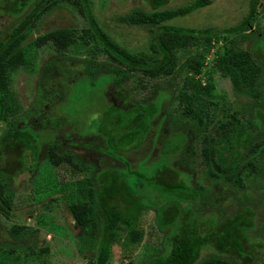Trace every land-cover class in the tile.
Returning <instances> with one entry per match:
<instances>
[{
    "label": "trees",
    "instance_id": "16d2710c",
    "mask_svg": "<svg viewBox=\"0 0 264 264\" xmlns=\"http://www.w3.org/2000/svg\"><path fill=\"white\" fill-rule=\"evenodd\" d=\"M212 2L196 0L192 6L172 9L168 7L169 0H146L147 8H136L120 20L148 33V46L134 52L113 41L96 20L90 0L4 1L2 9L5 20H9L7 26L18 22L9 36L0 40V128L5 126L0 139V213L4 217L12 215L17 178L35 173L43 156L53 167L69 166L75 173L83 172L84 163L69 150L76 144L71 141L67 144L63 138L93 136L100 138L103 146L89 143L84 147L120 162L123 168L107 162L102 166L94 165L88 179L82 181L86 187L81 188V197L88 200L72 202L69 206L75 224L82 231L83 247H90L95 254L90 257L89 264H109L116 244L120 243L124 251L139 245L143 240L139 220L147 209L156 211L158 226L167 234L163 251L150 255L143 264H239L241 260L249 264L255 261L253 252L260 255L264 237L262 233L251 235L256 228L254 209L246 204L242 212L228 214L224 209L225 201L216 203L212 195L203 196L202 189L175 180L174 173H180V170L173 164L186 163L190 158L180 160L178 157L187 141L182 132L177 131L169 137L159 165L166 162L154 173L149 168L138 171L137 165L128 159L144 148L155 120L162 117L163 125L172 118L169 109L172 111V105L177 103L175 111L180 113L181 120L191 122L190 126L196 128L194 135L202 137L201 160L210 178L225 180L233 187H244L245 178L256 176L260 186L264 187L263 108L256 104L245 105L242 111L248 112L247 123L237 125L223 137L219 132L216 137L210 132V128L223 123L220 120L214 124L219 107L211 101L215 91L214 73L230 77L235 90L249 88L253 98L257 97L256 101L261 102L260 93L254 86L260 76V65L254 52L264 51V37H253L252 53L227 47L224 54L214 59V69L205 73V79L201 78L207 67L210 45L206 47L205 55L188 54L181 64L178 57L179 52L188 51L193 44L204 40L211 44L215 36L225 41L227 35L250 32L262 0H254L241 23L227 31H195L172 25L173 21L188 17ZM64 4L76 9L85 18L87 26L82 31L73 27L55 29L36 39L35 49L52 43L59 56L42 70V85L46 88L43 98L33 105L34 110L23 111L11 89V77L21 69L32 73L35 49L31 51L34 46L29 48L25 43L39 21ZM2 31L5 26L0 28ZM71 50L81 57L69 56ZM99 56L102 61L97 59ZM183 72H188L189 77L178 87L176 79ZM58 76L62 78L58 79ZM143 78L168 79L167 87L157 89L153 98L128 108L117 107L109 101L110 85L130 81L140 84ZM94 100L98 102L95 106ZM102 103L106 105L104 111V106L99 107ZM47 105L56 108L55 115H43ZM38 107L40 111L35 114ZM35 117H41L38 123L34 122ZM88 118L90 130L84 124ZM159 134L156 133L154 143ZM27 153L33 157L32 169L27 166ZM147 161L144 160L141 166H148ZM167 162L169 168H165ZM185 173L192 179L193 173ZM149 175L153 178L149 179ZM152 190L158 199L164 193L169 194V202L161 199L160 205L150 204L148 199L152 201ZM203 205L212 208L207 212ZM173 209L176 212H172ZM168 213H173V217L169 218ZM204 225L208 230L201 228ZM24 230L25 227L14 226L9 236L17 238ZM208 247L214 251L205 254ZM39 250V254L49 255V248ZM33 255L29 254L27 260ZM14 257L16 262L20 260L14 251H6L0 246V264H8Z\"/></svg>",
    "mask_w": 264,
    "mask_h": 264
},
{
    "label": "rangeland",
    "instance_id": "374dc122",
    "mask_svg": "<svg viewBox=\"0 0 264 264\" xmlns=\"http://www.w3.org/2000/svg\"><path fill=\"white\" fill-rule=\"evenodd\" d=\"M4 1L0 0V28L5 26V31L0 32V40L6 39L10 31L18 24L17 22L15 25L7 26L9 20L7 18L5 20V10L2 9ZM90 1L92 2V9L96 20L110 34L113 41L134 52L143 50L148 46L150 38L146 31L130 27L120 22L122 17L130 14L134 9L147 8L148 3H146V0ZM212 1L210 6L198 9L188 17L177 19L172 22V25L190 28L195 31H227L241 23L249 13L250 5L254 0ZM105 2H108V4L105 5ZM195 2L196 0H169L168 7L179 9L192 6ZM86 26L87 22L85 18L72 6L64 4L55 13L47 15L39 21L34 29H32L29 35L30 37L25 44L29 48L34 46L31 49L33 51L35 49L36 39L52 30L73 27L82 31V28ZM253 37H264V0L260 2L257 17L252 24L250 32L227 35L225 41H221L215 36L212 38L211 44L205 40L199 42L200 44H193L188 48V51L179 52L180 64L188 54L205 55L207 51L206 47L210 45L211 48L206 59L207 67L204 71V76L201 78L205 79V73H210L214 69V59L219 54H224L227 47H233L236 51L252 53L254 46ZM36 49L32 52V55L36 59V64L34 63L33 70H31L32 73L21 69L11 77V89L16 94L15 97L18 99L22 110H34L33 105H36L41 97L43 98V93L46 91V88L42 85V70L48 63L59 56L52 43H48L41 48L37 47ZM254 54L258 66L260 65V76L254 86L260 93L259 98L261 102L256 101L257 97L253 98L252 91L249 88H244L242 91L235 90L230 77L224 76L219 72L214 73L213 82L215 84V91L212 94L213 99L211 101L217 104V106L219 105L215 112L214 124H218L217 122L220 120L223 123L217 125L219 130L217 127L210 128L211 135L216 137V134L219 132L220 136L223 137L231 133L237 125L247 123L248 112L242 111L245 105L256 104L264 110V51L259 54L254 52ZM69 56L77 57L80 55H77L75 51L71 50ZM97 59L99 61L103 60L101 56ZM188 77V72L181 73L176 79L178 87H181ZM61 78L62 76H58V79ZM167 82L168 79L153 81L143 78L140 84L130 81L110 85L108 93L109 101L117 107L128 108L138 102L153 98L157 89L167 87ZM96 94L99 95V93ZM96 104L98 102L94 100L93 105L95 106ZM103 106L104 103L99 107L102 108ZM177 106V103L173 104V110L170 111L169 109L172 118L166 120L163 125L162 117H159L153 122L150 136L147 137L144 148L132 154L128 159L132 164L137 165L138 171H145V169L149 168L151 173H154L166 162L164 161L163 164L159 165L162 161L161 154L169 137L174 136L177 131L182 132L187 137V141L183 144L178 157L180 160L186 159L187 157L190 158H188V161L186 160V163L178 162L173 164V166L180 170V173H174L175 180L178 179L177 181L183 182L187 186L192 187L193 184V187L196 189H202L203 196L208 194L212 195L216 203L219 200L225 201L224 209L228 214L242 212L246 204L250 205L257 214L255 218L256 228L251 232V235L254 236L262 233L264 237V187L260 186L259 180L255 179L256 176L245 178L244 187H233L225 180L210 178L201 160L202 137L200 138L194 135L196 128L190 126L191 122L181 120L180 113L175 111ZM105 109L106 105L102 110L104 111ZM223 109L224 112H221ZM39 111V107L37 109L35 108L34 113L37 114ZM45 114H51L50 116L55 115L56 108L51 105L45 106L43 115ZM41 117L39 118L41 119ZM39 118L35 117L34 122L38 123ZM86 122L84 123L85 127L90 130V119ZM4 133L5 126L0 128V139ZM156 133L160 134L157 142L154 143L153 139L156 137ZM63 141H67V144L69 141L76 144L70 146L69 150L80 157L81 162L84 163V171L75 173L69 166L53 167L43 156L41 157L38 170L35 173L29 172L17 178L14 185L15 193L13 196L12 215L10 218H7L0 213V246L5 248L6 251H14L16 255L20 256L19 261H14V257L12 258L13 261L8 264H89L90 257L95 255L90 251V247H83L82 241L80 240L82 231L75 224L70 214L69 206L72 202H86L88 200V198L81 197V193L83 192L81 188L83 187L85 189L86 187L82 181L88 179L91 171L94 169V165L102 166L104 162H107L108 164L115 163L117 168H123V166L120 162L108 157L106 158L93 148L86 149L84 147V145L89 143L103 146L100 138L72 135L70 140L63 138ZM146 159H148L147 164L149 165L142 167L141 165ZM26 160L28 168L31 167L32 169L34 162H32L33 157L30 153H27ZM87 165L89 168L86 167ZM165 168H169L168 162ZM258 170L262 171L261 168ZM182 171L188 172L189 174L193 173L190 175L192 179L188 178V174ZM152 178L149 175V179ZM165 178L168 177L165 176ZM154 192V190L151 191L152 201L148 199L150 204L153 202L160 205L161 199L162 201L169 202V194L164 193V196L161 195V199H158L155 197ZM156 194L158 193L156 192ZM203 207L204 211L207 212L212 208L204 205ZM172 212H176V209H173ZM168 217H173V213H168ZM14 226L25 227L26 230L17 238L12 239L9 236V232ZM201 228L205 231L208 230L207 225L201 226ZM139 229L143 232L142 242L139 245L131 247L128 251H124L125 249H123L120 243L114 245L113 256L109 264H143L150 255H155L163 251L162 244L166 239L167 233L160 230L155 210L147 209L143 212L139 220ZM46 247L50 249L49 255L39 254V249ZM258 247L260 248L259 245ZM251 250L255 249L251 248ZM212 251L214 249L208 247L205 254L211 253ZM253 253L256 255L254 257L255 261L249 262V264H264V255L262 256L264 254V248L259 252L260 255L256 254L255 251ZM29 254L34 255L32 259L27 260ZM239 264L247 263L241 260Z\"/></svg>",
    "mask_w": 264,
    "mask_h": 264
}]
</instances>
